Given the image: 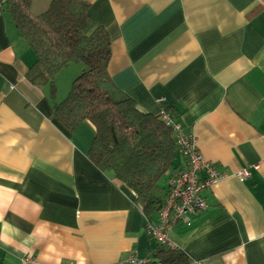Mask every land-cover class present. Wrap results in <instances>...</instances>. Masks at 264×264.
<instances>
[{"label": "crops", "instance_id": "obj_1", "mask_svg": "<svg viewBox=\"0 0 264 264\" xmlns=\"http://www.w3.org/2000/svg\"><path fill=\"white\" fill-rule=\"evenodd\" d=\"M85 1L107 33L114 86L143 111L176 110L181 134L225 174L169 240L191 264H264V0ZM46 6L36 0L32 12ZM34 62L0 11V264L152 259L156 242L134 193L88 159L93 127L68 130L52 116L82 65L56 75L51 97L26 77ZM183 164L177 155L159 184Z\"/></svg>", "mask_w": 264, "mask_h": 264}, {"label": "trees", "instance_id": "obj_2", "mask_svg": "<svg viewBox=\"0 0 264 264\" xmlns=\"http://www.w3.org/2000/svg\"><path fill=\"white\" fill-rule=\"evenodd\" d=\"M34 1L0 0V11L9 14L35 55L27 79L37 86L47 85L54 97L56 75L71 63L82 65L67 95L53 105L52 116L68 130L83 121L93 127L88 159L130 189L146 224L153 223L167 193L159 181L173 170L179 155L173 129L160 113L176 120L178 112L171 107L158 113L143 111L114 86L107 71L110 42L89 15L88 2L47 0L44 9L33 13ZM152 261L191 264L193 259L178 247L156 243Z\"/></svg>", "mask_w": 264, "mask_h": 264}, {"label": "built area", "instance_id": "obj_3", "mask_svg": "<svg viewBox=\"0 0 264 264\" xmlns=\"http://www.w3.org/2000/svg\"><path fill=\"white\" fill-rule=\"evenodd\" d=\"M160 114L162 120L173 129L177 150L184 164L178 172L170 176L166 197L158 211L157 219L153 223H147L145 230L156 243L173 248L175 245L168 238L171 228L178 221H186L190 214L204 210L206 202L201 192L224 179L225 174L217 171L212 163L202 158L194 137L182 135L180 124L176 120L171 119L166 112ZM202 172L205 174L203 178L199 176ZM235 176L243 181L249 176V172L247 168H244L236 172ZM21 264H33V260L22 257ZM118 264L154 263L152 259L138 258L132 254Z\"/></svg>", "mask_w": 264, "mask_h": 264}, {"label": "rangeland", "instance_id": "obj_4", "mask_svg": "<svg viewBox=\"0 0 264 264\" xmlns=\"http://www.w3.org/2000/svg\"><path fill=\"white\" fill-rule=\"evenodd\" d=\"M161 183L162 184H167V178L165 176L161 179Z\"/></svg>", "mask_w": 264, "mask_h": 264}]
</instances>
